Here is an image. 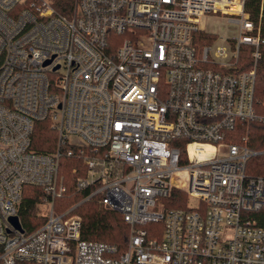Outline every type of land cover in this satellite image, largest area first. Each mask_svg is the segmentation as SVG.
<instances>
[{"label":"built area","instance_id":"2783aa9c","mask_svg":"<svg viewBox=\"0 0 264 264\" xmlns=\"http://www.w3.org/2000/svg\"><path fill=\"white\" fill-rule=\"evenodd\" d=\"M247 1L75 0L63 14L51 0H0V264H264V176L247 171L264 149L239 135L264 123ZM209 15L240 27L215 51L198 43ZM44 120L58 135L47 153L32 148ZM62 158L91 191L59 211ZM26 186L43 190L27 229ZM94 196L129 225L125 249L82 239L75 210Z\"/></svg>","mask_w":264,"mask_h":264},{"label":"trees","instance_id":"16d2710c","mask_svg":"<svg viewBox=\"0 0 264 264\" xmlns=\"http://www.w3.org/2000/svg\"><path fill=\"white\" fill-rule=\"evenodd\" d=\"M51 1L55 9L63 14H69L75 2V0ZM262 3L263 14L260 17ZM246 11L250 14V18L261 27V58L257 69L255 108L258 115H264V0H248ZM197 36L200 45L210 44L215 39L214 35L206 33H198ZM242 52L244 63L242 70H244L250 68L253 64L252 48L244 47ZM245 133L249 135L247 142L249 147L256 150L264 149V123L259 121L249 122L239 130V135ZM57 140V132L52 129L50 121L44 120L36 123L32 136V148L34 150L42 153L52 152L56 149ZM80 166L75 158H62L60 161V175L67 186V192L62 198L56 200L58 205L56 208L59 211L79 203L91 191L90 189L78 191L76 187L78 177L87 174L86 169L83 168L78 173L77 171L74 172V169ZM247 171L255 176H264V156L252 159L248 164ZM42 197L43 190L41 188L32 186L24 188L19 217L26 229L37 219V204ZM185 201L169 203V207H186ZM75 212L82 218V239L108 243L121 249L126 248L130 227L120 213L107 208L102 203L100 196H94L83 202L76 208ZM262 214L264 215V209ZM150 227L151 224L146 225V228L149 229Z\"/></svg>","mask_w":264,"mask_h":264},{"label":"rangeland","instance_id":"374dc122","mask_svg":"<svg viewBox=\"0 0 264 264\" xmlns=\"http://www.w3.org/2000/svg\"><path fill=\"white\" fill-rule=\"evenodd\" d=\"M206 31L211 35L214 34L215 36L214 42H211V46L215 51L217 47L227 46L226 42L220 40V38L231 39L234 37H238L240 27L238 24L230 23L228 21V17L222 15H209L206 23ZM216 37H218L217 40ZM188 204L198 205V201L194 199L193 200L189 199ZM37 209L38 212L42 211V208H37Z\"/></svg>","mask_w":264,"mask_h":264},{"label":"water","instance_id":"95a60500","mask_svg":"<svg viewBox=\"0 0 264 264\" xmlns=\"http://www.w3.org/2000/svg\"><path fill=\"white\" fill-rule=\"evenodd\" d=\"M11 221L15 224V226L17 228L21 229V226L19 224V221H18V218L17 217L11 218Z\"/></svg>","mask_w":264,"mask_h":264}]
</instances>
